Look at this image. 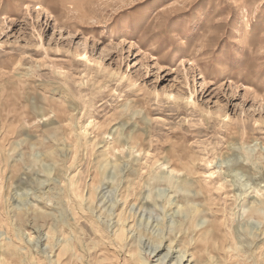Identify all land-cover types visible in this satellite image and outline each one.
I'll return each mask as SVG.
<instances>
[{
    "label": "rangeland",
    "instance_id": "obj_1",
    "mask_svg": "<svg viewBox=\"0 0 264 264\" xmlns=\"http://www.w3.org/2000/svg\"><path fill=\"white\" fill-rule=\"evenodd\" d=\"M157 244L264 264V0H0V264Z\"/></svg>",
    "mask_w": 264,
    "mask_h": 264
},
{
    "label": "bare ground",
    "instance_id": "obj_2",
    "mask_svg": "<svg viewBox=\"0 0 264 264\" xmlns=\"http://www.w3.org/2000/svg\"><path fill=\"white\" fill-rule=\"evenodd\" d=\"M39 7H38V9H39ZM39 15L40 14L38 13V16ZM83 58L87 62H89V58L87 55L83 56ZM171 95L173 96V98L177 97V95H175L173 93ZM170 98H171V96H170ZM189 101H190V103L191 102L194 103V101L192 99H189ZM189 101H188V103H189ZM171 172H172V170H171ZM214 226H215V224L213 222L208 224V226L198 234V237L208 241L209 238L213 237L211 227H214ZM125 231H126V228L125 227L120 228V226L115 230V232H118L117 238L119 239V241H122L121 239L124 236ZM160 244L154 245V247L151 249L150 252H148V254H147V252H145L146 253L145 257L147 259H149V261L152 259L153 256H159V259H158L159 263L158 264H192L194 261H196L195 264H198L199 261L202 259V255H199V252L201 250H199L196 247H195L196 250H194L190 254L192 256L191 260H189V258H186V256L184 255L185 251H182V252L178 251L179 254L175 256L177 251H174L172 249L171 245H169L168 249L165 252H161V254H160L161 249H163V248H160L161 247ZM206 261L208 262V259H206ZM132 264H148V263L146 262L145 258H142V257H140V255L137 254V256H135V258L133 259Z\"/></svg>",
    "mask_w": 264,
    "mask_h": 264
}]
</instances>
